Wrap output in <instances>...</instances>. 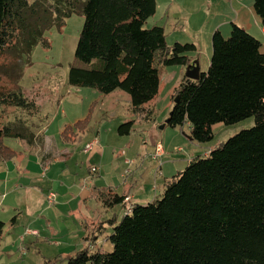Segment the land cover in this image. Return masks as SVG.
I'll list each match as a JSON object with an SVG mask.
<instances>
[{"label": "trees", "instance_id": "1", "mask_svg": "<svg viewBox=\"0 0 264 264\" xmlns=\"http://www.w3.org/2000/svg\"><path fill=\"white\" fill-rule=\"evenodd\" d=\"M79 6L85 22L78 40L69 83L109 94L121 89L131 98L133 119L119 125L120 135L151 123L159 95L161 68L188 66L194 43L169 45L165 27L145 23L156 13V0H0V72L9 79L21 74L20 61L42 43L53 26L62 27ZM264 27V0H254ZM209 68L198 80L185 77L175 87L179 96L167 126L190 125L191 140L211 141L213 125H233L250 117L255 124L231 136L212 151L190 160L184 171L166 178L163 197L157 202L134 203L125 213V198L132 186L118 193L113 187H94L91 195L124 214L100 221L112 251L92 243L73 254H57L43 264H264V52L262 42L233 22L230 36L220 30L212 36ZM20 107L29 116H40V106L19 86L0 92V106ZM92 107V106H91ZM85 119L62 132L71 140L74 130L88 127ZM41 118V116H40ZM76 128V129H75ZM34 129L18 118L0 128V164L17 151L6 139L34 140ZM129 172L131 170L129 169ZM5 223L0 222V246ZM96 238V237H95ZM94 238V240H95Z\"/></svg>", "mask_w": 264, "mask_h": 264}, {"label": "rangeland", "instance_id": "2", "mask_svg": "<svg viewBox=\"0 0 264 264\" xmlns=\"http://www.w3.org/2000/svg\"><path fill=\"white\" fill-rule=\"evenodd\" d=\"M203 2L204 0H194L191 4L183 3L184 10L188 12L185 13L186 15L188 14V17H182L181 19L184 24V30L188 29V20H190L189 24L192 26H195L198 20L204 21V9H202ZM205 3L207 4V2ZM164 10L165 9H163V12ZM161 11L162 9L160 8L155 18L150 17L147 20L145 23L147 28L152 27L155 20L160 18ZM65 20L62 27L55 25L46 32L45 36L49 45L40 43L33 48L31 55L22 58L20 61L21 74L19 78L17 77L15 80L9 79L0 72V92L16 89L20 86L28 97L31 96L35 98L37 104L40 106V114L43 117L42 128L45 126L43 128V134L50 137L54 136L58 141L61 132L64 130V126H61L62 122L73 126L79 120L85 119L90 110L92 113L91 118L89 119L90 121L86 129L78 130L75 128L77 135L75 136V134H73L72 136H75V139L69 143V145L74 144V146H70L73 156L68 157V165L64 162L58 163L59 161L57 164L54 163L56 167H54L52 172L49 171L47 176L49 179H47L45 183L39 184L42 189L36 187V191L31 190L29 191L31 194L28 192L29 194L27 195V190L23 189L18 190L16 193L13 192V197L16 200L13 202L16 205H12L17 206L19 211L13 213L12 209H10L12 206L8 205L5 207L4 205H0V222L10 224L14 221L15 226L22 229L28 226L40 227L43 219L46 221L45 217L40 218L38 222L40 225L38 223L34 224L31 222L33 216H31L29 211V208L33 207L34 202H36L38 208L37 212L43 210L44 207H48L54 214L47 215V217L55 223L58 222L60 225L66 223L83 224V216L81 212L77 210L79 206L78 199L69 203V206L68 203H64L65 207L60 210L59 217L55 209L62 208L64 205H62L61 202L67 199L65 192L59 190L62 182L69 183L72 178L73 182L70 192H75L80 182L82 183V181H79L80 178L82 176L84 178V175L85 177L88 175L93 177L91 173L95 176V184L98 186L111 184L114 188L123 187V189H126L124 188L125 184L127 188H129L127 186L128 184H133V187L135 186V180H137L141 185L132 188V191L137 195L135 203L146 204L152 201L157 202L163 197L166 178L184 171L191 159L199 154L204 155V152L208 150L209 147L216 149L222 146L231 136L255 124L254 117L247 118L233 125H225L222 122L216 123L213 125L215 136L211 141L206 143L190 141L187 137V128L185 129L187 135H184L182 130H175V128L170 126L161 128V126L165 124L174 106L175 99L172 97L175 90L174 88L180 85L182 81L181 74L184 73L181 65H175L164 66L161 69L159 95L152 101L155 108L154 121L151 124H147L148 126L145 127V129H141V125L137 124V131L129 135H120L118 132L119 125L134 118L131 110L130 95L121 89L105 94L92 87L74 86L69 83L70 68L76 61V48L85 22L83 7L79 6L76 8ZM191 27L184 32L189 33V30L192 29ZM178 32L184 34L182 30H178ZM229 36L230 34L227 35L226 38ZM173 38L174 35L169 36L168 42L171 45L175 43ZM189 42L193 41L191 40ZM183 43L187 42L184 41ZM262 51L264 52V47ZM211 52L212 48L210 47L209 51L205 45H203L201 52H199V57L202 60V65L200 67L201 72H206L208 70ZM5 61L0 57V65L4 64ZM185 73L187 74V70H185ZM28 116L29 114L20 107L2 104L0 106V128L12 124V122L17 121L19 117L22 119L26 118L30 128L34 129V139L39 143L42 137V134L39 132L41 120H32L31 116L30 118H28ZM39 118L40 116L38 119ZM95 136L102 140L107 156L104 158L101 171L98 170L96 173H90V167L95 160L93 159L92 161L91 158L93 155L84 153L82 149L85 143L94 139ZM143 139H148L149 142H152V140L157 142L162 139L163 141H161L164 147L162 156L158 159H154L153 154L155 152V146L153 149H147ZM12 142L11 139H6L7 144H13ZM13 146L19 150V145L17 143L14 142ZM97 148L98 147L95 149ZM147 151L153 152L150 153ZM135 155V158L138 157L139 166L133 164L134 167H131L129 166L130 163L125 165V159L134 158ZM32 159L34 160V157ZM76 163H78V165H76ZM152 163L154 167H148L147 164ZM57 167H60L61 170ZM123 168L124 176L121 177L120 173ZM132 168H134L135 172L129 173V169L133 171ZM149 168L151 170H149ZM61 171L66 172L63 175H59ZM98 172L99 174H97ZM49 188H51L53 192H56V197L58 194L57 202L54 204H50L48 197L45 198V195L41 197V200H39L37 196V194L42 195L47 193ZM33 191L34 193H32ZM19 193H21V196H19ZM1 199L2 197L0 196V200ZM7 201L11 202L10 196ZM98 204L96 215L99 216L101 221L110 219L113 213L117 214L119 219L124 214V209L120 205L116 206L113 212V209L105 207L100 201ZM35 217H38V215H35ZM105 226L106 228L104 229L102 238H106L107 242L106 245H104V249L112 251L113 245L107 238L112 232V227L109 222H106ZM57 238H61V235L56 237V240L59 241ZM63 241L64 240H62V242ZM81 246L82 245H79L78 248H81ZM49 247H51L52 250H49ZM62 248L60 244L56 246L52 244L50 246L49 242L40 239L34 245L30 246V251L27 255L21 254L22 256H20V252L17 248L14 249L16 252L13 254H16L15 259L18 261L16 264H41L44 260L43 256L55 255Z\"/></svg>", "mask_w": 264, "mask_h": 264}, {"label": "crops", "instance_id": "3", "mask_svg": "<svg viewBox=\"0 0 264 264\" xmlns=\"http://www.w3.org/2000/svg\"><path fill=\"white\" fill-rule=\"evenodd\" d=\"M194 0H156V13L152 16V18H155V16L159 13L160 8L162 9L160 18L158 20H155L154 25H162L165 27L166 35H167V42L169 41V36L174 35V42H180L183 43L186 41L187 43H194L196 45V52H190L189 55L194 57L192 63L194 61L199 62V67L202 65V60L199 57V52H201L203 45L207 47L210 51V47L212 48L213 52V46L211 45L212 43V36L215 31L220 30L223 35L226 37L227 35L230 34L231 32V24L233 22L239 24L243 28H245L249 33L254 35L257 39H259L262 42V48L264 47V27L262 25V20L260 16L256 13L255 8H254V0H204L202 9H204V21L203 20H198L196 22L195 26H192L189 24V21H187V28L189 29L191 26L192 29L189 30V33H185L184 31V24L182 23V17H188V14L186 15L185 13H188L184 10L183 8V3L184 4H191L193 3ZM207 2V4L205 3ZM163 9L164 12H163ZM178 30H182L184 34L178 32ZM185 37V38H182ZM197 37V40H196ZM189 39V40H186ZM193 42H189V41ZM169 44V42H168ZM171 45V44H169ZM173 45V44H172ZM209 57V63L211 60V55ZM182 70H184V73L181 74V79H183L186 76L185 70H187V66H181ZM162 69V68H161ZM201 71V70H200ZM181 81V82H182ZM161 85V84H160ZM177 87V86H176ZM175 89V88H174ZM31 97V96H30ZM33 98V97H31ZM35 99V98H33ZM37 102V101H36ZM151 106H153L151 102ZM41 119L39 115H36L34 117H31L32 120H41L40 121V134H42L41 137V144L38 143L35 139L32 142H28L26 139H15L12 138L11 140L13 141L12 143L14 144L17 143L19 145L18 149L13 146V144H10L11 147H13L18 153L16 157H14L12 160L2 162L0 164V196L2 199L0 200V205L6 206H12V211L13 213L18 212V207L13 206L16 205L13 201H16L15 198L13 197V192H17L20 189L27 190V194H29L31 190L36 191V187H39L42 189V187L39 185L41 183H45L47 179H49L48 173L49 171L52 172L54 170V167L58 163H65L67 164L68 157L73 156V152L71 151L69 143L75 139L72 138L71 140H66L62 136L58 141V139L54 136H47L43 134V117L40 114ZM30 118V116H28ZM26 119V118H25ZM152 123V122H151ZM151 123H142L141 129H145L147 127V124ZM156 123V122H155ZM29 124V123H28ZM64 126V129L67 125V123L62 122L61 126ZM137 126V125H136ZM138 128V129H140ZM164 128H167V124L165 125ZM187 128L188 130V138L190 141V125L186 124L185 126H180L175 128V130L180 129L183 131L184 135H187L185 132V129ZM74 133L75 132L74 130ZM98 138L97 136L94 137ZM62 140V141H60ZM93 139H91L92 141ZM99 145L97 149L93 150L91 152H86L85 151V146L87 143L90 141L86 142L83 151L86 154H92V161L93 159L95 162L90 167V173H91V168L93 166L98 167V170L101 171V166L102 163L104 162V158L107 156V152L105 151L104 145L102 143V140L99 139ZM162 140V139H161ZM158 140V141H161ZM144 144H146V148H154L156 145L155 140L152 142H149L148 139H143ZM163 141V140H162ZM193 142V141H192ZM155 143V144H154ZM212 151L213 148L209 147L208 150H206L204 153L207 151ZM150 152V151H147ZM153 152V151H152ZM150 152V153H152ZM34 155V156H33ZM34 157V160L32 159ZM126 158L125 159V165L129 164L127 160L129 159L133 163H130L129 166L134 167V165L139 166V161L137 158ZM134 164V165H133ZM78 165V163H76ZM148 167H154V164H147ZM141 166V165H140ZM59 170H61L60 167H57ZM133 171L129 173H133L134 168H132ZM128 170V169H126ZM131 170V169H130ZM148 170V169H147ZM149 170H151L149 168ZM124 168L121 171L120 175L121 177L124 176ZM66 171H61L59 175L65 174ZM77 173V172H76ZM99 174V172L97 173ZM93 177L90 175L86 176L84 175L80 178L79 181L80 185H78V189L75 192H70L71 187H72V178L71 182L69 183H64L62 182L61 186L59 187V190H62L65 192V195L67 197L66 200H63L61 202L62 208H57V214L58 217L60 215V210L64 209L65 204L68 203V206L70 205L69 203L74 202L76 199H78V208L77 210L81 212L84 222L83 224H75V223H66V224H59L58 222L55 223L53 220L51 221L47 215H52L54 213L51 212V210L48 207H44L43 210L40 212L38 211L37 208V203L34 202L33 207L29 208V211L31 213V216H33V220H31L32 223L37 224L40 221V218L46 219V221L38 223L40 227H34V226H28L24 229L22 228H17L15 226V222L13 221L12 223L8 224L5 223L4 227V232H3V238L1 241V246H0V264H16L18 261L15 259L16 254H13L16 252L14 249L17 248L20 252L21 255V249L25 247L27 249V254L30 251V246L34 245L36 242H38L40 239H43L47 242H49L50 246L53 245H61L63 248L57 252V254H73L76 252L78 249H82L89 244H94L96 248H103L104 245H106L107 239H103L102 234L97 231V225L100 223L99 216L96 215V212L98 210V202L95 198H93L91 195L93 194L94 187H105V186H111L113 185H96L95 184V176L91 173ZM102 177V175H101ZM99 179V178H98ZM98 181V180H97ZM38 183V184H36ZM137 182L135 180V186H140L141 183ZM133 184H128L127 186L130 187ZM157 187V184H156ZM114 188V187H113ZM126 187V184L124 186ZM118 193H121L122 190L124 191L123 187H118L114 188ZM153 189V188H152ZM21 190V191H23ZM34 191L32 193H34ZM49 191L51 188H49ZM49 191L45 194H37L38 199L41 200V197L45 195V198H47V194ZM29 192V193H28ZM31 194V193H30ZM10 196L11 202L7 201L8 197ZM19 196H21V193H19ZM131 203H135V199L137 198V195L132 191L131 194ZM44 198V199H45ZM58 198V194H57ZM56 198V202H57ZM37 200V199H35ZM39 203V201H38ZM102 204V202H100ZM13 204V205H12ZM115 209V208H114ZM113 209V212H114ZM112 212V213H113ZM114 214V213H113ZM35 215H38V217H35ZM28 230L32 231H37L38 233L34 234L31 232H27ZM61 235V238L56 240V237ZM55 237V238H54ZM96 237V238H95ZM95 238V240H94ZM62 240H64L62 242ZM79 245H82L81 248H78ZM49 250H52L51 247L48 248ZM52 252V251H51ZM26 254V255H27ZM55 255L52 256H43V261L45 259H50L53 258ZM43 261L41 264H43Z\"/></svg>", "mask_w": 264, "mask_h": 264}, {"label": "built area", "instance_id": "4", "mask_svg": "<svg viewBox=\"0 0 264 264\" xmlns=\"http://www.w3.org/2000/svg\"><path fill=\"white\" fill-rule=\"evenodd\" d=\"M97 145H99V140H98V138H95V139H93L92 141H90L89 143H87L86 144V146H85V151L86 152H91V151H93L94 150V148L97 146ZM163 152H164V147H163V145H162V141H158L157 143H156V145H155V152H154V154H153V158L154 159H158L159 157H161L162 156V154H163ZM127 162L128 163H133L132 161H130L129 159L127 160ZM98 171V167H96V166H93L92 168H91V172H93V173H96ZM56 192H53V191H51V192H49V194H48V201H49V203L50 204H54L55 202H56ZM125 204H126V212L125 213H129V212H131V210H132V204H131V196H127L126 198H125ZM27 232H31V233H34V234H36V233H38L37 231H32V230H28ZM21 254L22 255H25V254H27V249L25 248V247H23L22 249H21Z\"/></svg>", "mask_w": 264, "mask_h": 264}, {"label": "water", "instance_id": "5", "mask_svg": "<svg viewBox=\"0 0 264 264\" xmlns=\"http://www.w3.org/2000/svg\"><path fill=\"white\" fill-rule=\"evenodd\" d=\"M200 67H199V62L196 60L190 65L187 66V74L186 76L192 80H198L200 78ZM179 99V96L175 98V102H177ZM167 124V121L165 122L164 125L161 126V128H164L165 125Z\"/></svg>", "mask_w": 264, "mask_h": 264}]
</instances>
